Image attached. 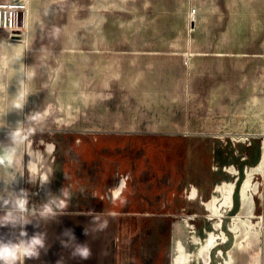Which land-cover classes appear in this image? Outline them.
Returning a JSON list of instances; mask_svg holds the SVG:
<instances>
[{"label": "rangeland", "instance_id": "374dc122", "mask_svg": "<svg viewBox=\"0 0 264 264\" xmlns=\"http://www.w3.org/2000/svg\"><path fill=\"white\" fill-rule=\"evenodd\" d=\"M27 6L28 19L21 14L23 30L17 39L26 33L36 54L42 55V93L57 90L51 100L27 101V109L36 115L48 109L44 123L28 136L35 140L37 159L45 148L40 143H56L53 161L49 157L44 168H52L49 178L58 176L64 163L60 131L169 133L216 139L229 158L214 167L218 183L231 177L256 179L264 192L257 161L249 154L264 141V0H27ZM0 36L8 37L2 32ZM50 118L58 123L50 124ZM231 166L237 172L228 174ZM132 173H121L104 198L114 200L120 181L125 178L127 184ZM27 174V195L7 198L13 202L7 208L17 199L25 208H36L31 215L37 223L28 226L29 263L130 264L118 250L120 242L114 248L103 240L102 230L93 227V214L87 234L82 214L74 213L76 240L69 241L64 226L55 228L48 221L52 206L46 184ZM10 183L14 188L23 184L22 179ZM30 189L38 193L30 194ZM195 191L192 188V194ZM235 192L230 204L236 209L222 218L202 203L179 213L174 243L182 241L195 252L207 231H213L230 237L219 246L227 251L233 238L232 216L241 199V189ZM242 193L256 200L251 237L261 232L262 251L253 264H264V208H259L263 198L252 196L253 188ZM219 219L223 227L214 229ZM77 244L87 247V259L73 256ZM213 255V264H222L217 250Z\"/></svg>", "mask_w": 264, "mask_h": 264}, {"label": "crops", "instance_id": "0c3cea01", "mask_svg": "<svg viewBox=\"0 0 264 264\" xmlns=\"http://www.w3.org/2000/svg\"><path fill=\"white\" fill-rule=\"evenodd\" d=\"M29 8L27 6L25 12L27 19ZM26 38V33L22 39L0 36V195L5 198L26 196L29 189L27 171L30 172L35 181L38 177L43 185L46 184L45 194L52 206L48 220L51 225L64 226L73 232L74 213H81L89 234L90 215L93 214L97 221L93 227L102 230L103 235H100L105 242L119 237L118 250L130 264L139 263V259L143 264H213L216 250L218 256H222V264L254 263L262 251L261 232L251 237L250 223L256 216L257 205L254 199L252 211H243L242 190L253 188L252 196L264 195L260 190L261 181L241 179L243 177L234 181L231 177L218 183V170L214 167L226 164L229 158L214 138L119 130H90L80 135L75 131H60L63 132L60 142L64 148V163L58 176L49 178L52 168L46 171L44 168L49 157L53 161L57 145L40 143L45 148L37 159L35 140L28 136L38 131L36 125L44 123L48 109L36 115L27 109V101L51 100L57 90L42 93L39 80L43 74L42 55L36 54L37 47ZM51 123L58 121L50 118ZM10 133L15 134L14 139H10ZM256 146L257 150L253 147L249 154L257 161L256 174L264 183L260 149L264 141ZM140 166H143L141 173L138 172ZM236 169L231 166L227 172L233 174ZM128 171L133 172L132 179L114 200L105 199L106 191L116 184L118 176ZM21 179L22 188H14L10 183ZM217 186L222 189L220 199L208 208ZM191 187L196 188L192 197L187 196ZM237 189H241L240 206L237 215L232 216L233 238L227 251L219 246L227 244L230 237L218 236L213 231H207V238L195 252L188 251L182 241L174 243V219L179 213L202 203L213 215L222 218L224 213L235 211L230 200ZM31 193L36 195L38 190L30 189ZM207 194L210 199L205 203ZM263 203L259 208H264ZM25 207L24 204L23 216L37 223L31 215L36 208ZM7 211L16 214L14 207H4L0 208V217ZM216 222L214 229L223 227L222 219ZM30 224L24 228L0 227V264H31L27 248ZM160 231L165 233L157 236ZM193 243L198 244L197 241Z\"/></svg>", "mask_w": 264, "mask_h": 264}, {"label": "built area", "instance_id": "2783aa9c", "mask_svg": "<svg viewBox=\"0 0 264 264\" xmlns=\"http://www.w3.org/2000/svg\"><path fill=\"white\" fill-rule=\"evenodd\" d=\"M27 9V0H10L0 1V32L8 35L9 38H16L15 35H20L18 32L19 22L21 14L25 13ZM126 179H122L119 183V191L115 193V197L118 196L120 190L125 186ZM192 188L189 192V196H193ZM119 237L114 238L111 241V245L115 248L118 246Z\"/></svg>", "mask_w": 264, "mask_h": 264}, {"label": "clouds", "instance_id": "9594fccd", "mask_svg": "<svg viewBox=\"0 0 264 264\" xmlns=\"http://www.w3.org/2000/svg\"><path fill=\"white\" fill-rule=\"evenodd\" d=\"M15 134L10 133V139H14ZM13 202L4 195H0V208L8 207ZM16 210V214L14 215L12 211L5 212L3 217H0V227L11 226L12 228H24L28 224L33 223L32 221L27 220L23 216L24 212V204L17 199L13 205ZM35 226H37L35 224ZM69 241L76 240L75 234L71 229H66L63 234ZM63 244V241H62ZM89 255V251L87 247L77 244L73 251V256H79L80 258L87 259Z\"/></svg>", "mask_w": 264, "mask_h": 264}, {"label": "bare ground", "instance_id": "6f19581e", "mask_svg": "<svg viewBox=\"0 0 264 264\" xmlns=\"http://www.w3.org/2000/svg\"><path fill=\"white\" fill-rule=\"evenodd\" d=\"M19 30L21 31L22 29H19ZM15 36H16V39L21 37V35H15ZM261 154L264 160V147L261 149ZM221 190H222L221 186H217L214 199L208 204V208L213 207V205L218 202V200L220 199L219 196L221 195V192H222ZM260 197H262L263 198L262 200L264 201V195H260L259 198ZM254 206H255V201L253 200V198L250 196L244 195L242 198V210L245 212H248V211L251 212Z\"/></svg>", "mask_w": 264, "mask_h": 264}]
</instances>
